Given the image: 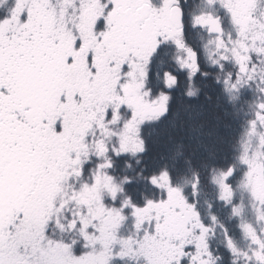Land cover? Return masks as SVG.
I'll use <instances>...</instances> for the list:
<instances>
[{
  "label": "snow or ice",
  "instance_id": "1",
  "mask_svg": "<svg viewBox=\"0 0 264 264\" xmlns=\"http://www.w3.org/2000/svg\"><path fill=\"white\" fill-rule=\"evenodd\" d=\"M0 264H264V0H0Z\"/></svg>",
  "mask_w": 264,
  "mask_h": 264
}]
</instances>
